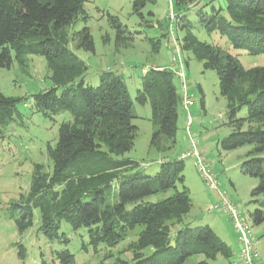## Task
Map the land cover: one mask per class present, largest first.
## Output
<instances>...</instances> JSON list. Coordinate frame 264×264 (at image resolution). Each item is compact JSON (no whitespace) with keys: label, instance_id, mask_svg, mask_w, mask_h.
<instances>
[{"label":"trees","instance_id":"trees-1","mask_svg":"<svg viewBox=\"0 0 264 264\" xmlns=\"http://www.w3.org/2000/svg\"><path fill=\"white\" fill-rule=\"evenodd\" d=\"M86 1L0 0V68L9 69L15 61L25 71L28 56L44 58L52 87L32 96V114L51 120L68 113L71 118L60 124L56 143L46 146L51 171L34 165L29 195L15 207L17 228L29 227L33 211L38 210L46 236L60 238L59 225L64 222L73 230L85 229L93 249L101 244L112 249L141 227L128 248L132 264H187L192 257L201 258L197 264H208L218 255L232 264L227 243L208 225L192 226L186 220L192 203L183 186V160L162 163L150 176L137 170L135 162L118 159L134 145L133 102L123 77L112 71L102 72L95 87L84 84L86 65L69 45L94 51L88 28L73 31L87 19ZM214 1L198 7L200 0H169L176 11L171 12L172 21L167 17L168 34L174 25L182 33L176 48L192 54L204 70L216 74L219 94L227 103V125L232 129L219 147L224 152L250 147L240 170L257 180L250 194L257 207L249 217L258 226L264 222V201L256 199L264 194V66L246 69L232 51L264 55V0H225L224 8L219 9L212 5ZM155 3L133 0V11L139 14L147 4ZM192 7H196L194 14L183 13ZM108 20L119 44L132 42L118 18L108 15ZM197 27L209 36L224 38L230 47L199 41L193 34ZM149 42L159 48V40ZM173 78L170 70L149 69L136 91L135 102L151 108L153 147L159 148L163 138L172 143L175 139L182 98ZM24 100L0 93V133L22 121L18 105ZM241 110L246 113L239 118ZM159 195L166 197L148 201ZM58 257L63 264H73L69 252Z\"/></svg>","mask_w":264,"mask_h":264},{"label":"rangeland","instance_id":"rangeland-1","mask_svg":"<svg viewBox=\"0 0 264 264\" xmlns=\"http://www.w3.org/2000/svg\"><path fill=\"white\" fill-rule=\"evenodd\" d=\"M211 0H200L198 7L209 4ZM133 0H87L83 9L87 15L85 22H79L73 31L83 27L89 29L93 39L94 51L76 50L69 45L75 55L85 63L87 72L84 84L93 87L98 85L99 75L112 71L123 77L128 94L133 102L135 119L133 125L137 133L133 148L118 159L135 162L137 170L146 175H154L162 163H172L194 143L211 172L221 184V191L234 205L239 216L243 217L252 229L251 241L260 253L256 264H264V222L253 225L249 214L257 207L250 196L257 180L243 175L240 165L250 147H242L224 152L219 142L231 132L227 125V103L219 94L216 74L204 70L203 64L194 59L190 53L180 52L176 46L182 38L174 25L168 34L167 17L175 10L169 0H156L154 5L147 4L140 13H135ZM215 9L224 8L225 0H215ZM197 7V8H198ZM211 6L207 8L210 9ZM196 7L188 11L194 14ZM108 15L118 18L122 27L131 34L133 40L126 45L116 41L115 30L110 26ZM193 34L201 42L217 45L224 49L230 46L224 38L207 35L197 27ZM150 39L159 40V48L152 47ZM241 65L248 69L264 66V55L252 57L244 52L232 51ZM149 69H166L174 72L173 85L183 99L182 85L192 105L187 109L183 101L178 106L177 131L174 142L163 138L159 148L151 146V137L155 128L151 122V108L148 104L135 102L136 91L140 89L142 77ZM178 74L183 76L182 80ZM50 72L44 58L28 56L27 68L23 71L13 61L9 69L0 68V93L4 96L25 99L18 105L22 121L10 124L0 133V264H63L58 254L69 252L73 264H132L131 243L137 240L141 227L135 230L112 249L99 245L93 249L88 244L85 229L73 230L69 224L59 225L60 238L46 236L41 230V215L33 211L31 225L21 231L15 223L17 206L25 202L29 195L34 165H42L45 171H51V163L46 154V146L54 145L59 126L71 120L68 113L50 119L40 114H32V96L49 89L52 83ZM203 95L204 106L200 103ZM246 111L241 110L238 117ZM184 183L191 197L192 207L186 217L192 226L208 225L232 249V264H243L239 255L238 235L229 216L211 207L219 202L216 192H211L200 178L193 158L184 160ZM180 189L181 186L179 185ZM166 196H152L150 202H158ZM264 201V194L259 195ZM264 212V207L261 209ZM200 257H192L187 264H197ZM208 264H228L218 255Z\"/></svg>","mask_w":264,"mask_h":264},{"label":"built area","instance_id":"built-area-1","mask_svg":"<svg viewBox=\"0 0 264 264\" xmlns=\"http://www.w3.org/2000/svg\"><path fill=\"white\" fill-rule=\"evenodd\" d=\"M169 19L173 20V15L169 14ZM180 80L183 76L178 74ZM183 91V107L187 109L192 105L190 98L186 94L185 88L182 85ZM188 158H193L194 165L197 169V172L204 182L205 186L211 191L216 192L219 198V202L212 206V210H220L222 213L229 216L230 221L232 222L233 228L235 229L238 235V242L240 244V257L243 264H256L260 259V253L255 247V244L252 243V229L247 224V221L239 216L235 210L234 205L226 197V193L221 191V184L217 181L213 173L211 172L209 164L206 162L205 158L202 156L200 151L197 149L194 143L191 144V149L184 152L178 159L185 160Z\"/></svg>","mask_w":264,"mask_h":264},{"label":"crops","instance_id":"crops-1","mask_svg":"<svg viewBox=\"0 0 264 264\" xmlns=\"http://www.w3.org/2000/svg\"><path fill=\"white\" fill-rule=\"evenodd\" d=\"M239 252H240V250H239ZM240 255V254H239Z\"/></svg>","mask_w":264,"mask_h":264}]
</instances>
